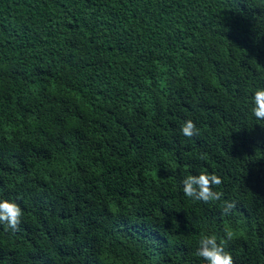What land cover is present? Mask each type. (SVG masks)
I'll list each match as a JSON object with an SVG mask.
<instances>
[{
  "label": "trees",
  "instance_id": "obj_1",
  "mask_svg": "<svg viewBox=\"0 0 264 264\" xmlns=\"http://www.w3.org/2000/svg\"><path fill=\"white\" fill-rule=\"evenodd\" d=\"M257 88L264 0H0V264H206L228 232L264 264ZM203 171L220 201L183 194Z\"/></svg>",
  "mask_w": 264,
  "mask_h": 264
},
{
  "label": "clouds",
  "instance_id": "obj_2",
  "mask_svg": "<svg viewBox=\"0 0 264 264\" xmlns=\"http://www.w3.org/2000/svg\"><path fill=\"white\" fill-rule=\"evenodd\" d=\"M251 114L258 121H264V88H257L251 100ZM185 137L199 135L195 123L186 120L181 126ZM223 183L220 176L206 171L198 175L189 174L181 181L183 194L194 201L209 203L220 201L223 192L214 190ZM236 207L234 201L224 200L223 215H228ZM23 211L19 204L7 199H0V224H6L13 231L19 230ZM233 238L231 232L226 233V239L218 241L216 235H203L199 240L196 255L206 261V264H234L233 256L226 250L227 243Z\"/></svg>",
  "mask_w": 264,
  "mask_h": 264
}]
</instances>
